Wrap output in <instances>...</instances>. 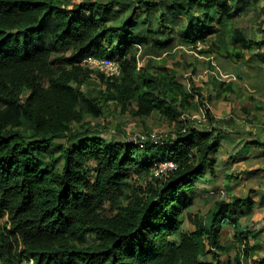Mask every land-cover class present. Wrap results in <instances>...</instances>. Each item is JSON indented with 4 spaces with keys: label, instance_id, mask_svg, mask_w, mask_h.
Listing matches in <instances>:
<instances>
[{
    "label": "trees",
    "instance_id": "1",
    "mask_svg": "<svg viewBox=\"0 0 264 264\" xmlns=\"http://www.w3.org/2000/svg\"><path fill=\"white\" fill-rule=\"evenodd\" d=\"M258 1L169 0V9L183 43H209L233 62L253 50L264 63V32L249 40L233 27ZM115 4L0 0V214L7 217L0 227V264H221L227 229L235 241L244 240L233 264L251 262L248 250L255 246L247 242L241 216L254 206L252 198L217 200L208 222L207 215L188 211L200 180L217 176L215 155L226 142L213 123L224 120H214L206 107L211 98L192 77L186 88L169 70L154 73L138 64L152 49L165 50L168 40L151 34L159 28L175 34L171 21L160 16L162 24L153 30V21L133 23V8L124 22L109 23L118 13ZM148 7L145 16L151 17ZM127 27L141 30L133 34ZM133 48L142 50L139 57ZM89 58L116 62L118 74L90 67ZM92 76L101 84L88 95L82 87ZM233 86L218 81L214 89L231 93ZM110 102L142 122L159 113L174 130L156 143L152 133L144 144L105 138L88 126ZM201 108L208 125L190 117ZM59 140L62 146L55 144ZM248 145L264 151V141ZM52 148L60 153L53 156ZM165 162L171 166L160 177L126 193L129 164L149 172ZM222 175L224 181L233 178ZM184 221L192 230L182 228ZM89 236L96 241L89 243Z\"/></svg>",
    "mask_w": 264,
    "mask_h": 264
},
{
    "label": "rangeland",
    "instance_id": "2",
    "mask_svg": "<svg viewBox=\"0 0 264 264\" xmlns=\"http://www.w3.org/2000/svg\"><path fill=\"white\" fill-rule=\"evenodd\" d=\"M61 1L66 4L77 5L81 0ZM93 1L116 2L115 10H118L119 14L116 13L117 16L113 19L109 18V23L120 24L124 22L133 8L137 13L133 23L146 21L150 24L153 21L154 24L151 27L153 30L159 28V24H162L159 21L160 16L171 21V31L176 30L175 34L167 33V31L162 32L160 28V33L151 34L155 38L168 40L169 44L165 47V50L152 49L151 54L145 59L140 57L138 64L140 66L147 64L149 71L154 73L169 70L176 75L180 82L185 84L186 88H188L187 78L192 77L200 86L201 92L211 98L206 101V107L209 108L214 120H224L223 124L215 122L213 126L222 130V141L226 142L223 143L222 149L215 155L220 166L219 168L216 167V169H219L216 171L217 176L212 177L207 174L204 181L200 180L199 187L193 189L190 193L192 206L188 211L207 215L206 220L208 222L217 200H231L232 196L252 198L254 206L251 210L248 209L247 215L241 216V223L249 230L246 235L249 246H255L254 250H248V258L254 264H264V174L254 172L255 170L264 169V151L248 145V142L253 140L264 141V63L258 59V52L253 50L244 51V57L233 62L221 57L217 52L211 51L212 49L208 47L209 43L196 46L183 43L180 37L181 33L179 34V29L176 28L178 22L176 23L177 20L169 9V0ZM150 1H154L155 4ZM149 4L151 5L150 9L153 11L151 17L145 16V10L149 8ZM257 4V9L249 4L248 8L246 7L248 14L244 16L243 12L238 15L233 24V27L240 28L249 40H260L262 38L261 31L264 32V11H262L264 0H259ZM233 6L236 7V2H233ZM98 15L103 16V10L100 9ZM126 30L136 34L141 29L133 30L131 27H127ZM151 45L152 43L149 40L146 46L150 47ZM203 51H207V53H201ZM141 52V49L136 50L133 48L131 50V54L137 57L140 56ZM150 59L155 63L151 62ZM92 78L90 81H86L82 87L88 95L92 94L91 91H87L88 89L93 88V91H95V88H98L101 84L96 77L92 76ZM218 81L232 82L234 84L232 92L217 93L214 88ZM204 113V108H201L192 111L190 117L197 122L200 121V124L208 125V122L205 124ZM89 119L91 117L86 118V120ZM90 124L88 128L91 131L100 130L99 134L105 138H121L136 144H144L146 140H149L150 138L146 137L149 133H152L151 140L156 143L158 137L174 130L159 113H153L142 122L134 120L128 115H121L114 102L108 103L104 116L93 119ZM116 126H120V132L116 131ZM55 144L62 146L63 141H55ZM66 144L70 145L69 143ZM59 153V148H52L53 156H57ZM145 156L150 158V154ZM41 157L45 162H48L50 158L49 155H41ZM169 164V162L162 163L160 167H153L150 170L151 172H147L137 165L129 164L127 167L128 180L126 183L128 187L126 193L131 194L134 186L142 187L150 179L160 177V171L164 170ZM223 172L231 174L233 178L229 182L224 181ZM209 178L212 179L209 180ZM122 202L126 203L127 201L125 199ZM6 222L7 217L0 214V227L5 226ZM182 228L192 230L193 227L184 221ZM252 232L257 233L252 236ZM94 241H96L94 237L89 236L88 242L93 243ZM243 242L244 240H241V242L235 241L232 229H227L222 237V244L228 248V251L219 255L221 264H233L234 257L243 248ZM251 262L248 260L247 264H251Z\"/></svg>",
    "mask_w": 264,
    "mask_h": 264
},
{
    "label": "built area",
    "instance_id": "3",
    "mask_svg": "<svg viewBox=\"0 0 264 264\" xmlns=\"http://www.w3.org/2000/svg\"><path fill=\"white\" fill-rule=\"evenodd\" d=\"M85 62L90 67L98 68V69H100V70H102L108 74H118L117 65L114 62H111L107 59H103V60L88 59Z\"/></svg>",
    "mask_w": 264,
    "mask_h": 264
},
{
    "label": "bare ground",
    "instance_id": "4",
    "mask_svg": "<svg viewBox=\"0 0 264 264\" xmlns=\"http://www.w3.org/2000/svg\"><path fill=\"white\" fill-rule=\"evenodd\" d=\"M89 59H91V58H89ZM113 62V61H112ZM115 64H116V62H114ZM105 74H108V73H106V72H104ZM108 75H110V74H108Z\"/></svg>",
    "mask_w": 264,
    "mask_h": 264
}]
</instances>
